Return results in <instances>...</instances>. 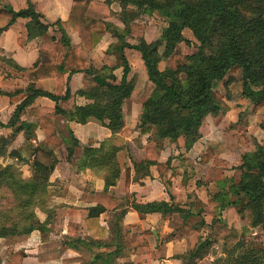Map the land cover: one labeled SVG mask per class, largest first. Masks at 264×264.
Masks as SVG:
<instances>
[{"label":"trees","instance_id":"1","mask_svg":"<svg viewBox=\"0 0 264 264\" xmlns=\"http://www.w3.org/2000/svg\"><path fill=\"white\" fill-rule=\"evenodd\" d=\"M1 4V0H0ZM90 0H74L70 16L67 20L46 23L44 15L39 12L33 0H27V7L15 10L10 6L0 8V35L14 24L18 18H27L28 39L44 36L52 25H58L63 32L61 41L48 42L44 46H52L57 52H63L64 62L57 64L55 56L50 61L42 63L29 74V86L16 93H5L15 100L14 95L23 96L24 100L17 106L11 120L6 126H15L22 112L30 106L36 97L47 96L52 100L66 99L62 96L61 82L58 93L45 91L36 83L46 77L57 78L59 72H84L88 84L77 93L92 102L84 106H74L63 115L71 121L87 123L96 120L106 125L111 131L110 139L103 141L99 148L86 146L79 167L87 166L93 169H103L105 175V190L96 193L91 198L98 205L89 209L86 225L95 234L105 230L100 225L101 214L106 212L102 204L114 201L107 195L111 185H115L121 174L118 152L121 147L116 143H124L119 133L125 127L123 106L130 98L134 89V81L128 79L130 66L125 55L126 48H134L140 52L148 72L149 80L154 84L151 95L142 103L138 118L137 130L139 139L148 136L145 150L146 159L134 161L135 178L140 180L151 174V166L155 165L160 172L167 171L168 164L160 163L165 141L169 139L177 143L180 137L185 138L187 148L194 146L201 137V126L204 119L210 115H219L229 109L225 99L231 100L232 93L227 90L225 95L219 93V82L224 89L229 88L231 77L237 72L242 73V92L252 103L251 112L264 108V0H120L121 10L117 13L123 27H119L103 19L91 18L87 14ZM150 11H158L168 18V24L163 28L161 36L148 42L140 24L143 15ZM190 29L199 44L191 54H184L179 46L182 43L191 44L185 37L184 29ZM109 32L116 39L111 43L108 52L113 53L123 67L121 79L112 73L105 74L104 67L97 68L78 53L88 56L96 48L104 35ZM70 33L80 36V44L72 47ZM135 41L136 43H132ZM77 59V64L71 65ZM6 60V59H5ZM167 65L161 68V63ZM16 97V96H15ZM56 111L58 108L56 107ZM244 114L232 128L235 141L248 148L251 142L256 146L253 151L242 154L240 164L236 167L241 174L239 180L230 179L225 188L214 195L219 200L220 210L229 206L236 207L240 219L250 228H264V138L258 142L251 138L246 130ZM264 130V123H261ZM36 125L22 121L10 136H0V160L7 157L26 160L22 154L10 146L19 132H24L26 138L35 135ZM32 130V131H31ZM65 138L69 158L75 153V148L81 146L69 131ZM213 160L220 161L211 149L201 157L202 163ZM58 158L54 151H45L40 146L33 149V159L30 163L32 180L23 177V172L14 163L0 166V200L5 197L11 200L3 206L0 201V237L29 234L38 227H44L36 220L35 209L47 200V187L51 174L54 172ZM226 164L225 161H223ZM168 191L172 202L152 201L148 203L132 202L131 207L140 214L160 212L164 219H172L179 213L185 222L193 215H199L201 210H185L181 206L188 203L185 193L168 183ZM85 197V196H84ZM114 208H117L115 204ZM128 208L116 214L114 227V242L117 249L108 253H97L96 264H151V246L147 239L148 231L138 234V245L135 248L136 258L133 261L119 262L117 259L124 249L122 239V223ZM215 239L211 236L200 237L195 246L187 252L177 255L184 264H196L213 252ZM73 243H70L72 245ZM106 245L110 243L92 240L89 245ZM237 244L232 249L224 248L225 259L222 264H264V247L254 248L237 253L242 246ZM75 246V244H73ZM72 245V246H73ZM9 254L19 256L10 263L22 262L25 253L18 251Z\"/></svg>","mask_w":264,"mask_h":264},{"label":"crops","instance_id":"2","mask_svg":"<svg viewBox=\"0 0 264 264\" xmlns=\"http://www.w3.org/2000/svg\"><path fill=\"white\" fill-rule=\"evenodd\" d=\"M33 1L37 10L44 15L46 23L67 20L74 2V0ZM3 6L20 10L27 7V0H1L0 8ZM120 10V0H90L87 14L91 18L103 19L123 27L117 15ZM28 21L27 18H18L0 35V90L5 93H16L18 90L26 89L30 83L29 74L42 63L50 61L52 56H55L57 64L64 62L63 52H57L52 46H44L49 44L48 42L61 41L63 32L59 26L52 25L44 36L28 39ZM142 23L143 21H140V24ZM69 35L72 47L79 46L80 36L77 33ZM144 37L148 42L157 39L148 40L146 36ZM115 41L111 33L107 32L100 44L90 51L86 58L80 53L78 57L87 60L94 67H104L105 74L114 73L121 79L123 67L116 56L108 52L110 44ZM125 55L130 66L128 79L134 81L135 89L123 106L125 127L119 136L124 143H116L121 147L118 152L121 174L117 183L107 190V195L117 201L102 204L106 207V212L101 214L100 219V225L105 228L102 234H95L89 230L85 219L89 209L98 205L91 197L105 190L106 171L87 166L80 168L79 163L82 162L86 146L99 148L103 141L111 138L112 131L96 120L80 123L71 121L63 115L64 111H70L76 105L84 106L92 102L77 93L88 84L86 74L59 72L58 76L62 77L60 81L49 76L39 80L36 86L40 89L56 94L61 82L63 87L61 95L65 96L67 90H70V94L66 99L58 101L47 96L36 97L22 112L21 120L15 126L6 125L24 97L18 98L16 94L13 97L15 100L11 101L9 95L0 93V136L7 137L13 134L22 121L36 125L34 132L36 136L28 139L23 131L19 132L10 146V150L19 151L26 160H21L20 156L7 157L0 160V166L14 163L22 170L23 177L33 182L30 163L34 147L40 146L45 151L52 150L58 158L56 168L49 179L47 200L35 209L36 220L40 224H44L48 218L49 222L29 234L0 237V264H96L94 257L97 253H108L117 249L113 240L115 217L124 208H128L121 226L125 247L117 259L119 262L133 261L136 258L137 235L145 231L149 232L147 239L151 246V264H184L177 255L193 248L200 237H212L221 228L226 230L244 225L236 207L229 206L220 210V202L214 195L223 190L230 179L239 180L235 177L238 169L233 167L240 164L242 154L256 149L253 142L248 148L238 144L233 137L237 130L232 126L239 121L240 114L243 113L246 115L244 119L248 135L261 142L264 130L260 125L258 127L256 125L264 108L251 112V101L241 94V79L237 89L230 86L232 99H225L229 109L219 115L210 114L204 119L200 129L202 137L193 147H186L184 137H180L177 143L167 139L160 163L168 164L170 168L162 173L153 165L149 176L137 180L134 161L146 159L145 145L148 137L143 136L140 143L136 142L139 139L138 118L141 105L151 95L154 84L149 80L146 64L140 52L134 48H126ZM74 64H77V59L71 62V65ZM69 131H72L81 142V146L75 148L71 158L65 141ZM208 149H211L222 162L215 164L210 160L202 163L201 157ZM169 182L177 190L185 193L188 203L181 206L183 209L194 212L201 210L202 213L191 216L185 222L179 213L166 220L160 212L140 214L131 207L133 201L172 202L167 188ZM115 204L117 208H114ZM92 240H101L110 245H89ZM10 251L14 253L23 251L25 256L22 262H8L10 259L20 258L10 255ZM221 255L224 256V252L218 253L213 250L196 264H220L216 263V260L221 258Z\"/></svg>","mask_w":264,"mask_h":264},{"label":"rangeland","instance_id":"3","mask_svg":"<svg viewBox=\"0 0 264 264\" xmlns=\"http://www.w3.org/2000/svg\"><path fill=\"white\" fill-rule=\"evenodd\" d=\"M141 21H143L142 29H143V35L147 37L148 40H152L154 38H159L162 34L163 28L168 24V18L162 16L158 11H150L147 13V16L144 15L141 18ZM185 37H187L191 44L182 43L179 46V49L184 54H191L194 52L197 48V45L199 44L198 40L193 35V32L190 29H184L183 31ZM167 65V63L164 61L161 63V68H164ZM232 78L229 84L228 89H224L223 83L219 82L218 91L219 93H223V95L227 94L226 91L230 90L232 93V90L230 89V86L233 89H237L240 86V80L242 77L241 71L237 72L235 75L229 74L228 79ZM246 116V115H245ZM246 118V117H245ZM246 119H244L243 124H245ZM261 123H264V111L261 114L260 118H258L257 121V127ZM246 127V126H245ZM137 143H139L136 140ZM240 170L236 172V178L239 179L240 177ZM1 204L3 206H7L10 204L11 200L6 199L3 197L1 200ZM243 222V221H242ZM243 226H239L238 228L230 227L224 230V228H221L217 231L216 234L212 235V237L215 239V245L213 250H215L218 253H222L224 251V248L227 247L228 249H232L237 244L241 243L242 245L237 253L245 252L250 249L254 248H261L264 247V228L258 227V228H250L245 222H243ZM222 256V255H221ZM225 255L221 258L216 260V263L222 264L225 259Z\"/></svg>","mask_w":264,"mask_h":264}]
</instances>
